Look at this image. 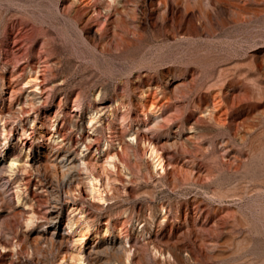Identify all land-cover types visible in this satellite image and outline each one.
Segmentation results:
<instances>
[{
	"label": "rangeland",
	"instance_id": "374dc122",
	"mask_svg": "<svg viewBox=\"0 0 264 264\" xmlns=\"http://www.w3.org/2000/svg\"><path fill=\"white\" fill-rule=\"evenodd\" d=\"M0 111V264H264V0H0Z\"/></svg>",
	"mask_w": 264,
	"mask_h": 264
},
{
	"label": "bare ground",
	"instance_id": "6f19581e",
	"mask_svg": "<svg viewBox=\"0 0 264 264\" xmlns=\"http://www.w3.org/2000/svg\"><path fill=\"white\" fill-rule=\"evenodd\" d=\"M7 111L9 112V110H7ZM92 121H93V117L90 116L88 119V123L91 124ZM0 122H1L0 126H1L2 134L3 135L5 134L3 139H6V135H7V133L10 132L11 128L6 129L5 118H4L1 111H0ZM21 134L26 135L25 132H23ZM133 134H134L133 140H135L136 143H142V145L144 144L147 146V147L145 146V148H146V153H148L149 157L151 158V166L156 170H161V171L165 172V168H167V167H165L166 161H164V157H163L161 151L156 147L152 138L142 131H135ZM26 137H28V136H26ZM123 137H124L123 132L119 131V134H117L116 138H115V142L117 144V148H118L119 152L124 151V145H122L124 143ZM23 144L25 145V148L27 151H31L34 148L31 144H27V142H24ZM108 150L109 149L106 148V153L104 155L103 162L100 164L101 175L96 177V176H93L91 174V177L87 181L88 190H89L90 195L94 196L98 199H103V193H107L110 191V182H109L110 178L107 176L106 172L108 170L115 169V167H116L115 162L116 161L120 162V159L118 156L119 152H117V151L109 152ZM54 154H55V157L60 156V158H65L66 160L68 159L66 157L65 153L61 154L60 152H56ZM120 154H122V152ZM26 156H27V154H26ZM46 158H47V156L44 155V159H46ZM8 167H9L10 171L13 170V164H10ZM42 167L46 168V170L50 176V179H51L50 184L52 187H54V189L64 180H66V181L68 180L69 183H71L72 181L75 180L74 176L70 173V170L73 168L72 161H68L67 163H63V161L61 162L60 160L57 161V160L51 159V160L47 161L45 164H43ZM24 169H26V167H24ZM58 208H59V197L56 193L55 195H53V201L51 202V204H48L45 206V208L42 210L39 217L37 216V214L34 211H31L29 213V215L25 218L26 226L32 225L34 222V219H36V218H40L43 221L56 222L59 218V212L57 211ZM52 233L53 232H51V234ZM79 236H81V237L76 239L77 241H72V237L70 235H68V234L61 235L60 236V239H61L60 244L66 243V242H72V243L81 242L83 240V237H84L82 230H79ZM40 238H41L40 235H38V237H36L37 240H39ZM48 240L52 243V237L48 238ZM151 245H154V244H151ZM80 246H79V244H77L76 250L73 251L72 247L64 244L61 248V251H60L61 252V259L69 258V259H73L76 262L81 260L82 254L80 251V249H81ZM156 247L155 246L151 247L154 255L158 254L159 256L163 257V255H164V252L162 249L163 247L161 249L158 247L156 248ZM174 250H179V249L174 248ZM130 252L131 251L128 248H126L122 252H120L122 254V256L125 258L126 263L130 262V260H131L132 254ZM167 254H169V253H167ZM122 256H121V258H122Z\"/></svg>",
	"mask_w": 264,
	"mask_h": 264
}]
</instances>
